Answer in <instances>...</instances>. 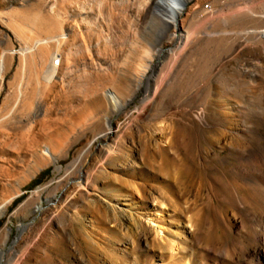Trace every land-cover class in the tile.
Here are the masks:
<instances>
[{
  "label": "rangeland",
  "instance_id": "obj_1",
  "mask_svg": "<svg viewBox=\"0 0 264 264\" xmlns=\"http://www.w3.org/2000/svg\"><path fill=\"white\" fill-rule=\"evenodd\" d=\"M154 1L0 0V264H264V0Z\"/></svg>",
  "mask_w": 264,
  "mask_h": 264
},
{
  "label": "water",
  "instance_id": "obj_2",
  "mask_svg": "<svg viewBox=\"0 0 264 264\" xmlns=\"http://www.w3.org/2000/svg\"><path fill=\"white\" fill-rule=\"evenodd\" d=\"M190 0L183 2L184 7L187 6ZM178 5V0H155L153 4V11L159 16L173 17L176 23H178V18L175 13L176 7ZM164 21L169 22V20L164 19Z\"/></svg>",
  "mask_w": 264,
  "mask_h": 264
},
{
  "label": "bare ground",
  "instance_id": "obj_3",
  "mask_svg": "<svg viewBox=\"0 0 264 264\" xmlns=\"http://www.w3.org/2000/svg\"><path fill=\"white\" fill-rule=\"evenodd\" d=\"M187 0H178V5H177V7H176V10H175V13H176V15H177V18L185 11V9H186V7H184V5H183V2H186ZM169 20L171 21H173V24L174 25H176L177 26V23L175 22V20L173 19V17H169ZM166 23H169V22H166ZM60 36H61V38H65V35L62 33V34H60ZM181 36H182V38H185L186 36H183V35H181L180 34V39H181ZM57 40L59 39V37H57L56 38ZM160 51H164V48H160ZM54 64V63H53ZM52 64V65H53ZM109 93V95H110V97L113 99V101L116 103V104H118L119 102H118V100H117V98H116V96L114 95V93L112 92V91H109L108 92ZM108 127H109V131H110V133L111 134H113L114 132H116V129H113V127H112V125H111V122L110 123H108ZM46 152H48V153H50V148L48 147L46 150H45ZM238 173V172H237ZM242 177H244V178H247V176L246 175H243ZM241 177V178H242ZM252 178V177H251ZM239 179V178H238ZM247 179H249V178H247ZM253 179V178H252ZM252 179H251V181H252ZM237 181V180H236ZM248 181V180H247ZM253 181H254V179H253ZM252 181V182H253ZM249 182V181H248ZM87 183V182H86ZM264 183V182H263ZM262 185V184H261ZM264 186V185H263ZM250 187V186H249ZM262 190V189H261ZM259 194L261 193V192H258ZM261 194H263V193H261ZM261 197V196H260ZM263 197V196H262ZM261 200H263V199H261ZM259 203V202H258ZM260 205V204H259ZM251 206V205H250ZM250 210V209H249ZM262 217V216H261ZM263 220V219H262ZM257 223V222H256ZM263 224V223H262ZM260 225V224H259ZM261 227V226H260ZM157 230H158V234H162L163 233V230H161V229H159L158 227H157ZM260 231V230H259ZM20 236V235H19ZM16 240V239H15ZM235 254V253H234Z\"/></svg>",
  "mask_w": 264,
  "mask_h": 264
},
{
  "label": "crops",
  "instance_id": "obj_4",
  "mask_svg": "<svg viewBox=\"0 0 264 264\" xmlns=\"http://www.w3.org/2000/svg\"><path fill=\"white\" fill-rule=\"evenodd\" d=\"M166 22H167V21H165V23H166ZM171 22H172V21L169 20V23H171Z\"/></svg>",
  "mask_w": 264,
  "mask_h": 264
}]
</instances>
